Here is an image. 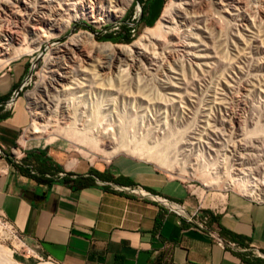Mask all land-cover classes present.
Returning a JSON list of instances; mask_svg holds the SVG:
<instances>
[{"label": "rangeland", "instance_id": "obj_1", "mask_svg": "<svg viewBox=\"0 0 264 264\" xmlns=\"http://www.w3.org/2000/svg\"><path fill=\"white\" fill-rule=\"evenodd\" d=\"M30 1L32 5L44 3L60 9L66 17L69 12L76 14V6L84 5L82 1L86 0ZM173 1L110 0L108 5L119 9L116 17L106 18L89 12L68 28L49 30L38 26L45 36L39 49L13 59L0 73L13 64L27 65L30 78L21 96L32 113L30 93L36 91L38 82L47 79L49 57L72 37H84L80 42H85L86 34H91L98 43L138 46L139 70L129 65L124 67L127 72L123 75L107 71L98 82H87L86 87L67 94L69 98L79 96V112H86V117L77 125L94 126L100 131L108 129L107 134L116 136L122 132L127 144L141 142L149 147L164 142L163 137L171 139L172 132L183 130L179 159L187 145L193 144L204 161L225 176L233 171L240 176L258 178L264 173V0H178L177 15L180 16L174 20L178 29L170 30L161 40L143 39L147 29L155 28L162 20ZM144 6L147 10L142 15ZM185 16L188 19H184ZM109 35L117 37L118 41L103 38ZM79 69L75 67L77 73ZM94 112L97 120L93 123L97 124L93 125L86 120H91ZM31 116L29 127L33 123V114ZM61 120L58 127L70 123L67 119ZM54 129H49L39 144L36 140L24 144L25 130L19 136V145L14 147L17 154L37 146L55 145L66 150L73 160L95 165H104L117 156H131L151 163L173 178L187 179L125 151L109 159ZM10 153L11 150L7 154ZM193 183L203 187L202 180ZM205 188L211 193H226L223 187ZM228 192L242 194L238 189ZM1 219L4 228L0 231V249L11 250L21 264L51 261L39 254L36 245L17 237L13 227L2 216Z\"/></svg>", "mask_w": 264, "mask_h": 264}, {"label": "crops", "instance_id": "obj_2", "mask_svg": "<svg viewBox=\"0 0 264 264\" xmlns=\"http://www.w3.org/2000/svg\"><path fill=\"white\" fill-rule=\"evenodd\" d=\"M26 78L25 63L0 73V215L41 256L57 264H264V200L211 193L131 156L104 165L74 159L68 168L73 159L55 145L24 150L30 157L19 163L41 176L39 160L49 158L53 182L21 172L5 154L31 124Z\"/></svg>", "mask_w": 264, "mask_h": 264}, {"label": "bare ground", "instance_id": "obj_3", "mask_svg": "<svg viewBox=\"0 0 264 264\" xmlns=\"http://www.w3.org/2000/svg\"><path fill=\"white\" fill-rule=\"evenodd\" d=\"M82 2L84 5L81 6L79 4L76 6V14L69 12L64 17L60 9L56 8V10L53 6L51 7L44 3L32 5L30 0L0 1V69L7 66L13 59L39 49L45 41L41 28H48L49 30L68 28L74 21L83 18L82 16H87L89 12L92 15L106 18L116 17L119 12L117 6L108 5L110 0H89L91 6H89L87 0ZM73 5L75 6L76 4L74 3ZM177 6L178 0H174L166 8L162 20L156 27L147 29L143 39L148 41L161 40L168 36L167 34H169L170 30H177L178 27L174 23L176 16H180L179 14L177 15L179 9ZM184 19H188V16H185ZM38 26H41V28ZM79 37L74 36L68 43L55 49L53 56L49 57L46 65L47 79H42L38 82L36 91L30 93L33 123L22 138L24 144L34 140L38 141L37 143L39 144L43 135L48 133L49 129L55 128L53 131L62 133L64 137L76 139L88 147L91 152L100 153L109 159L117 153L125 151L133 156L138 155L147 160L149 159L148 161L151 160L161 168H165L179 176H190L191 179L198 178L209 189L220 187H223L226 191L238 189L252 200H264V173L259 175L258 178L229 176L224 179V177L215 178L207 169L195 173L186 168L178 158L180 145L183 144V130L172 132L171 139L169 136L163 137L164 142L155 143L156 145L149 147L141 142H135L133 145L132 143L130 145L127 144L122 138V132H120V136H116L107 134L108 129L100 131L95 130L94 126L85 125L82 127L83 125H77L78 122L82 121V118L86 117V112H79V101H77L79 96L69 98L67 94L81 90L84 86L86 87L87 82H98L107 71H116L118 74L123 75L127 72L124 67L130 65L136 70L141 67V59L139 53L136 52L138 46L126 47L120 44L98 43L94 35L91 34H86L85 38H87V41L80 42L84 37L83 39H79ZM77 66L80 67L78 73L75 70ZM61 119H67L70 122L68 126L58 127ZM94 119L97 120L95 112L92 113L91 120L87 119L86 122H92L93 125L97 124L93 123ZM98 126L100 125L98 124ZM55 134L58 133L55 132ZM75 162L76 160L71 161L68 164V168L74 166ZM159 201L173 210L184 212L179 205L164 200V198H159ZM3 228L0 216V231H3ZM0 264L21 263L15 259L11 250L1 248ZM39 264L56 263L48 261Z\"/></svg>", "mask_w": 264, "mask_h": 264}, {"label": "built area", "instance_id": "obj_4", "mask_svg": "<svg viewBox=\"0 0 264 264\" xmlns=\"http://www.w3.org/2000/svg\"><path fill=\"white\" fill-rule=\"evenodd\" d=\"M29 78L27 77L23 87L28 85V83H29L28 79ZM27 108H28L29 112L31 113L30 108L28 106H27ZM31 115H32V113H31ZM193 146H194L193 144L187 145V149L185 150V152H183L182 157L180 159V161L183 163V165L186 166V168H188L189 170L194 171L195 173H198V172H200V170L207 169L213 176H215V178L224 177V179H227L229 176H234V177H246L247 176L244 174H242L243 176H240V175L236 174V172H233V171H229L228 176H225L224 174L221 173V171L219 169H216L213 165L206 163V161H204V159H203V155L200 153V150L199 149L195 150L193 148ZM194 153H196V155H194ZM9 155L11 158H13V160L17 164H19L22 161V159L24 158L25 153L21 151L20 155H18L17 150L15 148H12L11 153ZM5 157H7L6 154H5ZM248 177H250V176H248ZM199 180L200 179H198V178L191 179L190 176H187V179L185 181L189 182L190 184L196 185L193 182L198 183ZM203 187H205L204 183H203ZM137 190L138 189H132V191H135V192ZM226 192H228V191H226ZM143 196H147V195H143ZM14 232H15L17 237H20V235L16 231H14ZM219 243L221 245H226V243L223 242L222 240H220Z\"/></svg>", "mask_w": 264, "mask_h": 264}, {"label": "trees", "instance_id": "obj_5", "mask_svg": "<svg viewBox=\"0 0 264 264\" xmlns=\"http://www.w3.org/2000/svg\"><path fill=\"white\" fill-rule=\"evenodd\" d=\"M146 10H147V8H146V6H144L142 15H145ZM103 38L104 39H109V40L114 41V42H117L118 41V38L115 37V36H112V35L104 36ZM6 155H7V158L10 160V162L13 165H15L21 172H23V173H25V174H27V175H29V176L37 179L38 181H43L45 179H46V181H48L50 183L54 181V179H50V178H47L45 176L47 173H50L51 172V168L49 166V158H47L45 156H43V157L40 158L39 162H40L41 167L38 170L41 173V176H38V175H32L29 168L27 169L23 165L17 164L13 160V158L10 157L9 154H6ZM29 157H30V155H27L22 161L23 162H26L29 159Z\"/></svg>", "mask_w": 264, "mask_h": 264}]
</instances>
